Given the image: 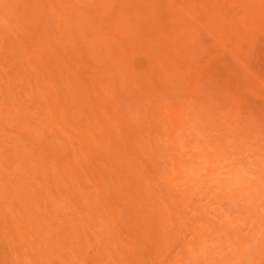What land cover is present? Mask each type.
<instances>
[{"label":"rangeland","instance_id":"obj_1","mask_svg":"<svg viewBox=\"0 0 264 264\" xmlns=\"http://www.w3.org/2000/svg\"><path fill=\"white\" fill-rule=\"evenodd\" d=\"M0 264H264V0H0Z\"/></svg>","mask_w":264,"mask_h":264}]
</instances>
